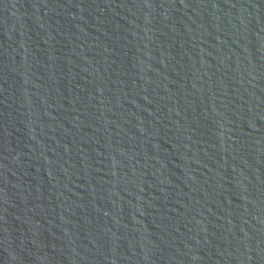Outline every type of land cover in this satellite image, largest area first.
<instances>
[{"label":"water","instance_id":"1","mask_svg":"<svg viewBox=\"0 0 264 264\" xmlns=\"http://www.w3.org/2000/svg\"><path fill=\"white\" fill-rule=\"evenodd\" d=\"M0 264H264V0H0Z\"/></svg>","mask_w":264,"mask_h":264}]
</instances>
